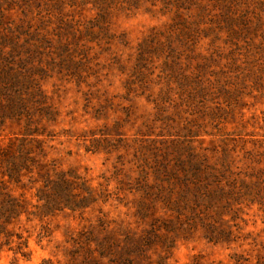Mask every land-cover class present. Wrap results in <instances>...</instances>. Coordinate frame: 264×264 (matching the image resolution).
<instances>
[{
	"label": "rangeland",
	"instance_id": "rangeland-1",
	"mask_svg": "<svg viewBox=\"0 0 264 264\" xmlns=\"http://www.w3.org/2000/svg\"><path fill=\"white\" fill-rule=\"evenodd\" d=\"M0 76V158L101 193L21 216L0 264H264V0H0Z\"/></svg>",
	"mask_w": 264,
	"mask_h": 264
},
{
	"label": "trees",
	"instance_id": "trees-1",
	"mask_svg": "<svg viewBox=\"0 0 264 264\" xmlns=\"http://www.w3.org/2000/svg\"><path fill=\"white\" fill-rule=\"evenodd\" d=\"M15 86L11 83H3L0 76V104L5 103L10 108L5 116H18L25 110L22 108L23 100L16 96ZM27 135V134H26ZM29 141L20 140L16 152H7L6 158H0V234L4 237V244L14 235L6 230V227L14 225L21 216L27 221L37 219L41 221L48 216H54L62 212H83L101 198L87 182L72 170H60L53 162L43 161V158H35L32 149L27 147ZM26 144V149L23 147ZM199 167L193 171L199 172ZM192 177V176H191ZM198 182L197 178L192 177ZM187 182V180H186ZM13 184L21 189L27 186L34 189L35 204L28 210L27 203L19 197H14L9 189ZM17 240L21 237L15 234ZM21 241V240H20ZM26 242H18L14 254L25 257L23 249Z\"/></svg>",
	"mask_w": 264,
	"mask_h": 264
}]
</instances>
